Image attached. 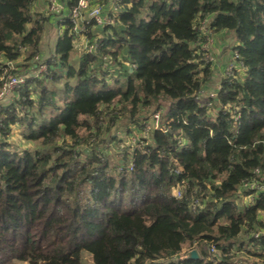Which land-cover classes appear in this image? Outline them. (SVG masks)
<instances>
[{
	"label": "trees",
	"instance_id": "trees-1",
	"mask_svg": "<svg viewBox=\"0 0 264 264\" xmlns=\"http://www.w3.org/2000/svg\"><path fill=\"white\" fill-rule=\"evenodd\" d=\"M36 1L0 0V86L37 71L0 99V264H264V0H95L109 21L64 15L45 56ZM221 31L236 57L203 95Z\"/></svg>",
	"mask_w": 264,
	"mask_h": 264
},
{
	"label": "rangeland",
	"instance_id": "rangeland-1",
	"mask_svg": "<svg viewBox=\"0 0 264 264\" xmlns=\"http://www.w3.org/2000/svg\"><path fill=\"white\" fill-rule=\"evenodd\" d=\"M48 9H49V6H48ZM50 10V9H49ZM52 13H55L54 11L51 10ZM61 12L60 11H57L55 14H60ZM84 15H86V13H84ZM54 36H55V32L52 28V26L48 25L46 26L45 30H44V33H43V36H42V39L43 41L41 40V43H40V51H41V54L42 56H45L49 51H50V46L52 45L53 43V39H54ZM213 36L210 37V39L212 40ZM84 39V38H83ZM209 39L208 44L206 47L210 50L209 51V59L212 60V63L215 65V62L217 61L216 59V54L214 53V51L212 50V46H211V40ZM84 42L85 40L80 41H76V47H75V50L73 52V58L77 57L78 54L81 52V49L84 47ZM232 46H230L231 48ZM218 50V51H217ZM217 50H215L217 52V55L220 54V51L219 49L217 48ZM233 51V50H232ZM232 58L234 59V53L232 52ZM220 59H218L219 61ZM23 60H19L18 62L16 63H13V67H16V69H18L20 72H21V75L22 73H37L36 70L34 69H29L28 71H26L25 67L22 65L23 64ZM230 63H228L223 71L220 73V76L225 74L229 69H230ZM10 75V74H9ZM217 84H215V86L213 88H211V90L207 91L206 93H215V89L217 88ZM12 91V90H11ZM11 91L8 92V94L6 96H9L11 95ZM204 93V92H203ZM5 96V97H6ZM163 110V109H162ZM153 113V112H152ZM150 124L148 122H146V124L144 125L143 129H141V127L137 128V130L133 129L129 134L125 133L124 132V129L122 126L118 127L117 129L116 128H113L111 131L117 136L118 140H115L113 142H107L105 143V145H103V147H105V152L108 154V156L110 157L111 160H113L116 164L118 162H120L122 160V157H123V150L125 148H128L129 146H134V144L136 143V141L142 137V136H145L148 131L147 127L146 126H149ZM153 128V127H152ZM10 141L14 144V146L18 147V148H22V147H30L31 144L28 143L22 136L21 134L19 133V129H15L14 130V133H13V136L10 137ZM122 162V161H121ZM251 199V197H247L245 201L248 202V200ZM191 249H194L193 247L191 248H186L184 249L183 251V254L187 253L188 251H190ZM82 264H92V260H91V257L88 253H82ZM244 257V256H243ZM242 257V258H243ZM244 259V258H243ZM252 260V259H251ZM14 264H29L27 262H23V261H15Z\"/></svg>",
	"mask_w": 264,
	"mask_h": 264
},
{
	"label": "built area",
	"instance_id": "built-area-1",
	"mask_svg": "<svg viewBox=\"0 0 264 264\" xmlns=\"http://www.w3.org/2000/svg\"><path fill=\"white\" fill-rule=\"evenodd\" d=\"M49 9L54 11H60V6L58 5L56 0H48ZM86 13V15H84ZM67 16L70 18L73 23V29L76 32H80L84 28V23L86 19H92L96 24H103L104 22H108V18L102 14V8L100 5H91V0H76V4L68 11ZM91 47H88L90 50ZM236 57V55H234ZM35 60H38V56L34 57ZM45 65L39 62L38 71L43 70ZM231 68L228 70L230 71ZM24 81L23 75H11L6 80H4L0 86V99L5 97L8 92L14 89L16 86L21 84ZM213 95V94H210ZM164 113L162 110H157L150 115V119L148 122L150 125L146 126L149 130L153 127V129H159L165 131L166 128V120L163 118ZM247 187H253L254 184L244 183ZM175 194L178 195L179 191L175 190ZM260 232H255L254 237H259ZM215 248L213 246L210 247V251H214Z\"/></svg>",
	"mask_w": 264,
	"mask_h": 264
},
{
	"label": "crops",
	"instance_id": "crops-1",
	"mask_svg": "<svg viewBox=\"0 0 264 264\" xmlns=\"http://www.w3.org/2000/svg\"><path fill=\"white\" fill-rule=\"evenodd\" d=\"M56 1L60 6V12H61L60 14L52 13L51 10L48 9V0H37L32 5L33 11L42 12L44 15L50 16V19L45 24V28L46 26L50 25L52 26L55 32L53 43L50 46V48L53 47L58 34L62 32L63 25L61 24L62 21L61 19L64 17V15L68 13L66 7L67 0H56ZM92 1L94 2L95 0H91V2ZM105 6L108 7V3ZM212 36H213L212 40L210 39L212 41L211 46H212V50L216 54L217 61L215 62V65L213 64V72L210 81L205 85L204 89L202 90L203 95H206L207 94L206 92L211 90V88H213L215 84H217L220 81V78L223 76V75L220 76V73L223 71L224 67L228 63L230 64L233 63V58H232L233 51H232V47L230 48V46H233L234 44V37L232 33L227 31H221L218 33H214ZM43 39L41 38L42 41ZM217 48L220 51L219 55H217V52L215 51L217 50ZM218 59L220 60L218 61ZM258 251L260 252L261 250Z\"/></svg>",
	"mask_w": 264,
	"mask_h": 264
},
{
	"label": "water",
	"instance_id": "water-1",
	"mask_svg": "<svg viewBox=\"0 0 264 264\" xmlns=\"http://www.w3.org/2000/svg\"><path fill=\"white\" fill-rule=\"evenodd\" d=\"M187 255L189 257H193V258H196L198 255L196 253V251L194 249H191L190 251L187 252Z\"/></svg>",
	"mask_w": 264,
	"mask_h": 264
}]
</instances>
